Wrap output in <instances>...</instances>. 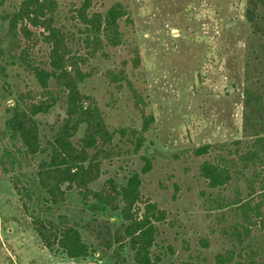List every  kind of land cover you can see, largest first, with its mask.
<instances>
[{
    "label": "rangeland",
    "instance_id": "rangeland-1",
    "mask_svg": "<svg viewBox=\"0 0 264 264\" xmlns=\"http://www.w3.org/2000/svg\"><path fill=\"white\" fill-rule=\"evenodd\" d=\"M20 1H5L0 14L16 8ZM116 1L127 7L131 19L120 24L124 42L99 53L85 67L93 70L92 78L80 86L95 99L107 128L115 134L113 155L103 160L102 174L91 189L98 190L108 178L123 185L130 174L138 173L139 214L145 203L165 214L163 221L153 224L156 234L151 252L159 258L158 264H217L215 256L232 248L228 229L240 220L229 202L243 200L249 192L253 169H242L232 153L236 148L233 141L246 140L242 129L244 81L260 77L258 87L264 91V42L252 39L260 56L253 59L245 76L243 50L251 35L242 17L243 0H93L91 10L102 12ZM75 4L77 0H58L56 12L57 25L74 38H70L73 50L82 47L78 38L83 36L73 25ZM33 53L45 61L48 48L38 42ZM136 56L140 62L133 68ZM121 70L132 86L122 83L119 88L107 77ZM20 74L12 83L22 92L35 90L34 80L22 71ZM3 97L1 92L0 130L3 111L9 105ZM145 116H152L153 122L142 132ZM64 118L61 102L38 116L43 145ZM82 134L80 130L72 141ZM139 135L145 142L136 150L134 136ZM206 144L211 145L209 152L195 155L194 149ZM244 150L245 144L238 153ZM219 158L223 159L220 165L234 163L245 176L233 174L224 187L211 189L199 176V168L203 162L216 164ZM144 159L149 162L146 173ZM37 161H22L20 181L29 191L27 183L33 182ZM255 188L259 189L258 184ZM43 197L39 190L29 202L30 209L43 218L56 221L58 215H65L69 224L81 225L94 215L113 227L123 221L119 212L95 202L84 206L74 191L63 204L49 210ZM256 230L252 235L260 236ZM83 239L94 251L85 259H67L47 251L23 211L10 177L0 172V264H134L127 249L115 245L102 252L93 238L83 234Z\"/></svg>",
    "mask_w": 264,
    "mask_h": 264
},
{
    "label": "trees",
    "instance_id": "trees-1",
    "mask_svg": "<svg viewBox=\"0 0 264 264\" xmlns=\"http://www.w3.org/2000/svg\"><path fill=\"white\" fill-rule=\"evenodd\" d=\"M5 1L0 0V7ZM92 1L77 0V4L72 5L73 25L83 35L78 39L84 51L81 48L73 50L70 46L73 36L69 38L64 27L57 25L58 0H21L16 8L0 14V93L9 101L3 111L0 130V172L10 177L22 209L47 251L61 253L67 259H85L94 252L83 239L86 234L95 240L102 252L116 245L119 250L129 251L134 264H158L159 258L151 252L156 234L153 224L163 221L165 214L148 203L139 214V174H130L123 185L108 178L98 190L91 189V184L102 174L103 160L113 155L115 134L107 128L95 99L85 95L80 86L94 74L92 69L85 67L99 53H104L106 47L124 42L121 21L131 22L122 2H113L104 11L93 12ZM243 1L242 17L251 35L243 50L247 76L250 63L260 56L252 39L264 42V0ZM38 42L48 48L45 61L33 53ZM139 62V57H134L132 67L136 68ZM20 71L34 80L35 90L29 88L22 92L12 83V79L20 77ZM107 77L119 88L122 83L132 86L125 71L108 73ZM260 80L258 77L243 83L242 129L246 140L233 141L236 148L232 153L237 156V162L242 163V169L251 166L253 170L248 180L247 197L229 202L240 220L228 229L232 248L215 256L217 264H264V91L258 87ZM58 102L65 105V118L43 145L38 116L47 114ZM152 122V116H145L141 131L146 132ZM80 130L82 137L73 142ZM119 132L124 135L121 130ZM134 137L135 148L139 150L145 138L142 135ZM244 144L245 150L238 153ZM210 149L211 145L206 144L194 149V153L201 156ZM36 158L33 182L27 183L29 191L20 181L22 161ZM219 159L216 164L203 162L199 168V176L209 188L224 187L233 174L245 176L236 170L234 163L230 167L220 165L223 159ZM144 161L143 172L146 173L149 162ZM39 190L48 210L63 204L69 192L74 191L84 206L95 202L119 212L123 221L113 227L109 221L94 215L81 225L69 224L65 215H58L56 221L43 218L29 206L31 195ZM254 229L261 235H252ZM202 245L207 247L206 241Z\"/></svg>",
    "mask_w": 264,
    "mask_h": 264
}]
</instances>
